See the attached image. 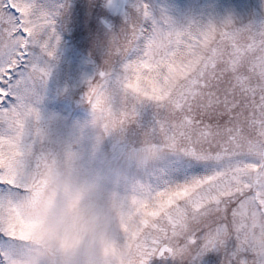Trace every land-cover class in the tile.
<instances>
[{"label":"snow or ice","instance_id":"6c2138e0","mask_svg":"<svg viewBox=\"0 0 264 264\" xmlns=\"http://www.w3.org/2000/svg\"><path fill=\"white\" fill-rule=\"evenodd\" d=\"M132 9L88 81L93 122L105 134L126 131L151 102L155 123L134 153L143 161L177 153L202 170L122 197L123 264H198L211 250L220 264H264V19L239 24L229 14L177 27L167 14L157 20L146 0ZM59 15L36 0H0V186L9 189L0 232L9 237L26 190L21 173L45 139L36 105L56 59Z\"/></svg>","mask_w":264,"mask_h":264},{"label":"rangeland","instance_id":"374dc122","mask_svg":"<svg viewBox=\"0 0 264 264\" xmlns=\"http://www.w3.org/2000/svg\"><path fill=\"white\" fill-rule=\"evenodd\" d=\"M108 0H36L38 6L49 12L61 11L56 16L60 43L56 59L51 61V72L47 81L39 87L40 126L46 139L37 143L34 151L44 147L71 145L80 136L75 146L85 161L109 177V186L124 196L132 192L138 184L155 185L160 179L182 180L185 176L202 170L198 162L181 154L162 152L154 159L143 161L134 150L142 143V134L156 119V109L149 102L138 109L136 122L131 124L123 135L119 132L105 134L94 127L91 106L80 101L79 94L86 92L89 79H94L103 67L94 46L96 28L93 18ZM135 0H129L130 11ZM159 20L162 14L172 18L177 27L189 22L207 23L210 19L219 21L231 14L237 23L264 19V0H147ZM67 4V10L60 9ZM99 3V4H98ZM98 4V5H97ZM65 14V17H64ZM95 30V33H93ZM112 33V32H111ZM111 33L100 31L101 45L108 44ZM93 34V35H92ZM95 34V36H94ZM95 47V48H94ZM135 55V53H133ZM9 189L0 186V195ZM21 242L0 232V264H7V257L14 256ZM221 254L215 250L199 258L198 264H220ZM150 264H178L171 257H154Z\"/></svg>","mask_w":264,"mask_h":264},{"label":"clouds","instance_id":"9594fccd","mask_svg":"<svg viewBox=\"0 0 264 264\" xmlns=\"http://www.w3.org/2000/svg\"><path fill=\"white\" fill-rule=\"evenodd\" d=\"M90 123L101 128L93 117ZM80 138L42 148L21 173L26 190L13 213L11 238L21 242L10 257L13 264H123L118 220L123 196L83 159L75 146Z\"/></svg>","mask_w":264,"mask_h":264},{"label":"flooded vegetation","instance_id":"af4514ba","mask_svg":"<svg viewBox=\"0 0 264 264\" xmlns=\"http://www.w3.org/2000/svg\"><path fill=\"white\" fill-rule=\"evenodd\" d=\"M108 1L105 2V6L102 9L97 11V13L95 14V17L93 18V23H94L95 28H96V33L98 34L97 36H95V34H94V36L96 37V42H95L94 46L96 47V51L99 50L98 51L99 54L95 57V59L99 58V63L101 65H103L104 59L106 57L108 44L101 45V40L99 37L100 31L102 29H105L106 31H108L110 33L113 31H119L120 28L122 26H124L125 17L131 9L129 0H125L126 1L125 12L123 14H118V15L114 14L107 6ZM93 33H95V30ZM84 94H85V92H82L78 95L80 98V101H82V102L86 101L84 98Z\"/></svg>","mask_w":264,"mask_h":264},{"label":"water","instance_id":"95a60500","mask_svg":"<svg viewBox=\"0 0 264 264\" xmlns=\"http://www.w3.org/2000/svg\"><path fill=\"white\" fill-rule=\"evenodd\" d=\"M119 5V4H118ZM113 6H115V5H113Z\"/></svg>","mask_w":264,"mask_h":264}]
</instances>
